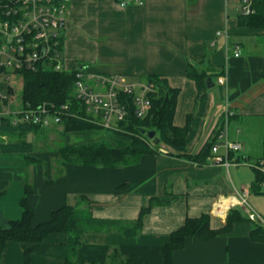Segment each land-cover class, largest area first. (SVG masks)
<instances>
[{
  "label": "crops",
  "instance_id": "crops-1",
  "mask_svg": "<svg viewBox=\"0 0 264 264\" xmlns=\"http://www.w3.org/2000/svg\"><path fill=\"white\" fill-rule=\"evenodd\" d=\"M240 13L241 0H134L125 6L118 0H71L66 67L83 64L102 74L166 79L179 89L173 118L177 126L185 124L197 94L196 82L186 74L188 61L211 57L215 72L226 74L227 81L210 87L205 113L186 153L197 154L221 131L244 144V150L231 156L232 161L243 162L227 166L207 158L200 164L162 143L156 152L144 153L129 164H87L63 158L60 147L124 149L131 139L102 129L65 131L63 124L0 131L1 225L7 227L11 219L20 218L26 185L31 187L27 200L34 209V224L48 220L65 204H78L82 196L95 216L125 221L137 219L142 208L156 199L137 235L87 232L79 257L108 262L117 250L122 258L138 256L149 264H164L161 248L187 217L208 214L211 227L218 229L233 209L247 219L208 240L188 237L175 251L173 264H264V241L251 236L257 221L264 226V194L252 187L256 163L264 156V26L240 24ZM236 46L241 50L238 56ZM17 142L21 143L12 151L2 149L1 144ZM243 195L259 220L249 219L246 207L237 202ZM233 196L237 200L224 211L225 199ZM66 237L50 233L43 243ZM24 246L8 241L1 264H25ZM32 264L64 261L34 254Z\"/></svg>",
  "mask_w": 264,
  "mask_h": 264
},
{
  "label": "trees",
  "instance_id": "trees-1",
  "mask_svg": "<svg viewBox=\"0 0 264 264\" xmlns=\"http://www.w3.org/2000/svg\"><path fill=\"white\" fill-rule=\"evenodd\" d=\"M255 12L250 15L239 14V23L248 26H264V0H253ZM66 38V37H65ZM3 68L0 67V74ZM76 70L62 71H24L20 75L23 80L21 91V105L39 106L43 102H56L58 104L72 101L73 86L76 79ZM186 74L197 85L194 106L187 114L183 126H177L173 122L179 89L170 86L166 79L158 75L140 77L139 80L152 81L155 90L151 92V109L143 118L135 114V108L130 96H123L129 100V112L125 119L119 122L120 131H115L131 139V145L124 149L111 148L106 145L99 146H62L60 154L67 160H75L87 164L120 165L129 164L138 159L144 153L156 152L164 143L172 148L185 152V155L197 163L204 164L208 156L212 154V146L218 140L219 131L208 140L201 150L195 154H187L188 144L195 138L200 121L205 113L210 87L209 83H216L219 75L212 66L211 57L199 60H189ZM13 89L6 81H0V93L10 96ZM8 97L2 99L0 105L8 103ZM65 131L102 129L101 126L81 120L80 118H65L61 123ZM42 128L39 125L14 126L7 116L0 115V131L14 133L16 130L23 132ZM155 130L156 135L149 138L147 132ZM158 137V143L152 140ZM17 143L1 144L2 149L12 151L17 148ZM234 153H230L233 156ZM264 159V156H263ZM255 180L253 190L264 194V171L255 168ZM31 187L26 185L25 194L21 198L22 214L20 218L11 219L7 227L0 223V264L2 254L8 241L24 242L25 264H32V255L38 254L60 258L64 264H149L138 256L122 258L117 250H114L109 261H86L79 257V249L87 232L117 231L125 235H137L143 225V219L154 204L152 199L147 207L142 208L137 219L125 221L117 218L97 217L92 212L90 202L84 196L76 205L65 204L55 209L48 220L34 224V209L29 205L27 195ZM249 218V216H248ZM247 219L240 211L230 210L226 224L218 229L210 225V216L202 214L198 217H187L185 223L171 232L169 240L161 248L164 264H173L174 253L182 249L190 236L203 240L211 239L220 233L228 232L236 221ZM250 219V218H249ZM65 233L66 240L57 243H43L50 233ZM251 236L258 241H264V226L256 222Z\"/></svg>",
  "mask_w": 264,
  "mask_h": 264
},
{
  "label": "built area",
  "instance_id": "built-area-1",
  "mask_svg": "<svg viewBox=\"0 0 264 264\" xmlns=\"http://www.w3.org/2000/svg\"><path fill=\"white\" fill-rule=\"evenodd\" d=\"M134 0H118L125 6ZM255 12L253 0H241V14ZM71 13V0H0V67L1 81L9 83L12 74L24 71H62L66 67L64 42L66 24ZM239 46L234 54L240 55ZM72 101L58 104L43 102L39 106L27 104L19 109L6 108L0 115L7 116L14 126L39 125L47 127L61 124L65 118H80L105 129L120 131L119 122L129 112L130 96L135 114L143 118L151 109L150 94L155 90L152 81L136 80L121 73L102 74L91 71L88 65L77 64ZM227 75L217 78L219 84H226ZM2 99L8 96L0 93ZM3 102V101H2ZM4 104V103H3ZM230 114V111L227 112ZM208 158L215 163L239 164L232 161L230 153L244 150L241 141L231 140L227 133L219 132ZM264 171V159L256 163ZM235 197V196H233ZM236 198V197H235ZM237 200V199H236ZM237 202L246 207L251 220L260 217L248 205L243 195ZM221 202L216 203L219 211ZM228 211V210H227Z\"/></svg>",
  "mask_w": 264,
  "mask_h": 264
},
{
  "label": "rangeland",
  "instance_id": "rangeland-1",
  "mask_svg": "<svg viewBox=\"0 0 264 264\" xmlns=\"http://www.w3.org/2000/svg\"><path fill=\"white\" fill-rule=\"evenodd\" d=\"M129 76V75H128ZM131 77L132 79H136L135 77H132V76H129ZM3 79V75H0V81ZM11 88L13 89V93L8 96V103L7 104H3V102L1 103L0 105V109L2 110H5L6 108H12L14 110L16 109H19L21 108V91H22V86H23V80H22V77L20 74H12L10 76V79H9V83H8ZM7 110V109H6ZM3 111L0 110V114L2 113ZM102 131H105V132H109V133H115V134H118V135H121L111 129H105V128H102ZM124 136V135H122ZM158 137H156L155 139H153L152 141L155 142V143H158L156 141ZM48 147H51V146H48Z\"/></svg>",
  "mask_w": 264,
  "mask_h": 264
},
{
  "label": "water",
  "instance_id": "water-1",
  "mask_svg": "<svg viewBox=\"0 0 264 264\" xmlns=\"http://www.w3.org/2000/svg\"><path fill=\"white\" fill-rule=\"evenodd\" d=\"M208 86H209V87H212V86H214V83H209ZM147 134H148V137H149V138H153V137H155V135H156V131H155V130H150V131L147 132ZM156 141L159 142L160 139L157 138Z\"/></svg>",
  "mask_w": 264,
  "mask_h": 264
},
{
  "label": "bare ground",
  "instance_id": "bare-ground-1",
  "mask_svg": "<svg viewBox=\"0 0 264 264\" xmlns=\"http://www.w3.org/2000/svg\"><path fill=\"white\" fill-rule=\"evenodd\" d=\"M236 201V198H229V199H225V207H224V211L228 210V206L230 204H232L233 202Z\"/></svg>",
  "mask_w": 264,
  "mask_h": 264
}]
</instances>
